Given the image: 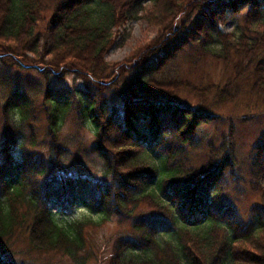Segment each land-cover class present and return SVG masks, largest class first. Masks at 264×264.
Returning a JSON list of instances; mask_svg holds the SVG:
<instances>
[{"label":"trees","instance_id":"16d2710c","mask_svg":"<svg viewBox=\"0 0 264 264\" xmlns=\"http://www.w3.org/2000/svg\"><path fill=\"white\" fill-rule=\"evenodd\" d=\"M261 1L168 0L163 5L162 0H0L2 64L26 69L42 65L44 69L40 71L45 76L72 72L83 81L94 80L97 86L118 87L117 82L127 73V69L115 72L102 59L118 29L139 19L146 3H151L153 10L159 8L161 15H157L160 32L152 43L138 51L139 62L128 73V79L136 83L124 82L120 88L121 113L115 108L106 111L100 105L96 115L94 101L79 110L82 118L90 120L93 126L95 150L110 162L106 182L90 185L85 177L59 173L37 179V174L47 172L42 162L37 165L43 170L36 172L34 178L28 153V147L35 144L29 120L32 101L23 91L9 88L1 96L0 264H24L22 259L10 258L9 253H13L10 247L21 233L24 242L34 249L75 256L83 248L85 224H98L111 215L124 216L131 226L127 236L116 241L110 264H264V198L251 209L247 224L238 222L228 207L216 210L214 201L220 189L215 185L223 164L220 155L202 168L185 170L183 159L169 165L170 153L176 154L173 151L178 145L185 144L197 119L212 115L210 107L200 109L181 103L177 90L194 87L187 80L176 75L159 79L148 76L159 71L193 39L200 38L205 53L214 58L226 59L220 56L219 49L225 55L232 49L235 53L241 50L244 57H256L255 61L249 58V67H239L236 74L242 75L251 66L253 78L263 86L264 50L259 48V43L264 32L253 28L257 24L250 22L226 33L217 28L224 13L233 12L238 6L246 9L243 15L248 14V19L253 16L264 23ZM210 31L218 33L217 36L210 35ZM251 41H255V51L247 52L239 47V43L244 47ZM228 85L229 81L225 87ZM261 85L257 84L253 90L260 92ZM54 90L46 88L42 106L51 148L59 160L64 151L59 140L60 126L71 109V102L67 97L61 98L65 96L62 91ZM224 92V86L206 89L208 95L222 94L229 99L230 94L226 96ZM165 113H171L172 129L180 137H177L179 141L160 144V137L165 138L166 131H171L170 127L160 131L158 117ZM139 117L146 121L136 123ZM23 124L29 127L28 144L21 145L15 156L13 146L17 143L18 127ZM173 147L178 148L171 150ZM221 152L223 156L229 154L226 149ZM261 157L254 170L258 178L264 176ZM131 173L138 174V179L129 177ZM259 180L255 179V183ZM153 186L158 188L157 193L147 191ZM76 190H84L90 198L88 201H96L95 205L101 208L109 203L110 211L99 209L102 214L96 222L84 216L58 221L49 210L50 204L55 203L60 210L69 209L71 201L76 200L73 195ZM140 198L147 200L152 211L135 210L137 204L133 200ZM82 201L79 197V202ZM127 202L129 206L123 207ZM85 205L93 208L87 202ZM185 230L190 237L182 235ZM217 230L221 232L216 233Z\"/></svg>","mask_w":264,"mask_h":264},{"label":"rangeland","instance_id":"374dc122","mask_svg":"<svg viewBox=\"0 0 264 264\" xmlns=\"http://www.w3.org/2000/svg\"><path fill=\"white\" fill-rule=\"evenodd\" d=\"M162 4H168V0H162ZM258 5L260 6L259 3ZM262 5H264V0L261 1ZM145 8L144 13H140L143 15L139 19L128 22L118 29L111 46L102 58L115 72L127 69L125 76L117 82L118 87L97 86L93 83L94 80L92 82L83 81L72 72L45 76L40 71L44 69L42 65L26 69L6 66L0 61V98L8 92L9 88L13 91H23L32 101L29 120L33 127L31 133L35 135V144L28 147V153L30 154L29 162L32 165L33 177L36 172L43 170L37 165L42 162L47 172L44 170L42 175L37 174V179L59 173L62 176L85 177L91 182L90 185H94L95 182L104 183L107 181L105 173L109 171L110 162L108 160L106 162L100 152L95 150L93 126L90 120L82 118L83 114L79 110L94 101L96 102V115L101 109L100 105L106 111H110L112 108H115L117 112L121 111L123 101L118 94L121 92L120 88L124 82L136 83V81L128 79V73H131V69H134L139 62L138 51L152 43V39L156 38L157 33L160 32L157 29L159 23L157 15L161 16L157 11L159 8L153 10L151 3H146ZM259 8L261 9V7ZM240 9H242L241 12ZM244 11H246L245 8L238 6L233 12L224 13L223 20L218 23V30L221 33L231 32L237 28V25L243 26L250 22V24H257V27L253 28L264 32L262 20H257L253 16L254 19L252 17L248 19L247 12H245L246 15H243ZM212 32L210 31V35L217 36L218 33ZM193 40L161 67V71L148 75L155 79L176 75L187 80L194 87L177 90L181 103L197 106L200 109L208 106L211 110L209 112L212 113L211 116L201 120L196 118L194 131L186 136L188 139L184 141L185 144L181 147L178 145L179 148L171 149L178 148L173 151L176 154L170 153L169 165L173 166L177 159H183L185 166H182L185 170L202 168L209 160H217L215 158L220 155L223 166H220V171H222L219 174L218 183L215 185L216 189H220V193L216 195L217 198L214 201L217 203L216 210L228 207L232 218L238 222L248 223L251 209L258 206L264 198V176L262 175V177L260 174L261 178L256 177L257 175L254 176L257 159L261 155H263L261 157L262 172L264 170V154H261V151L264 153V85L262 86L253 78L251 66L239 76L236 74V70L242 66L247 69L249 58H253L255 61L256 57H244L241 50L235 53L232 49L228 55H225L219 49L220 56H225V60L229 58L225 62L223 59L214 58L205 53L202 39ZM254 42L251 41L250 45L246 44L244 47L239 43V47L247 52H253L256 49ZM259 48L264 50V39L259 43ZM228 81L229 85L225 87ZM257 84L261 85L260 92L253 90ZM214 85L224 86V94L226 96L230 94L229 99L222 94H218V96L217 94H206V89ZM46 88L47 90L52 88L53 92L54 89L62 91L65 96L61 98L67 97L71 102V109L60 126L59 140L63 142L64 151L59 160L51 148V139L47 133L45 112L42 106ZM158 118H160V131L171 128L170 132L166 131L165 138L160 137V144L170 140L171 142L179 141L177 137H180V133L172 129L171 113H165ZM188 119L191 120L190 117ZM141 121L146 120L139 117L136 123ZM2 130L3 121L0 111V134ZM18 130L17 143L13 146L15 156L21 150V145L28 144L30 135L29 127L26 124L18 127ZM259 146L261 147L259 148ZM223 149L228 150L229 154L223 156L221 152ZM137 176L138 174H129V177L133 179H138ZM255 179H260L258 184L255 183ZM147 191L157 193L158 188L153 186ZM73 195L77 201H71L67 210H60L56 204H50L49 210L58 221L65 222L79 219L82 216L95 221L100 217L99 209L105 210L107 213L111 209L109 203H104L101 208L95 205L96 201H88L90 198L84 190H76ZM79 197L83 200L82 202H79ZM180 199L183 197L181 196ZM133 201H136L137 204L135 210L152 211V207L146 199L140 198V201ZM86 202L93 208L85 205ZM128 203L123 204V207L129 206ZM130 222L124 216L111 215L98 224H85L82 234L83 248L76 251L75 256L34 249L28 244L29 242H24L25 236L21 233L17 241H13L10 247L13 251V253L9 252L10 258L22 259L24 264H110L115 252L114 245L119 238L127 236L130 231ZM139 229L147 231L145 227ZM217 232H221V230H217ZM188 234V231H182V235L187 236ZM188 236L190 237V235Z\"/></svg>","mask_w":264,"mask_h":264},{"label":"bare ground","instance_id":"6f19581e","mask_svg":"<svg viewBox=\"0 0 264 264\" xmlns=\"http://www.w3.org/2000/svg\"><path fill=\"white\" fill-rule=\"evenodd\" d=\"M52 204V203H51ZM55 204V203H54Z\"/></svg>","mask_w":264,"mask_h":264}]
</instances>
